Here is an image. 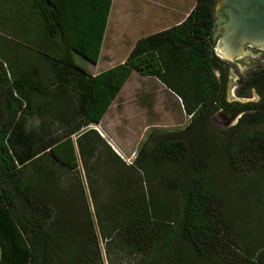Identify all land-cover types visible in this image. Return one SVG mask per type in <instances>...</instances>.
<instances>
[{
  "label": "trees",
  "instance_id": "1",
  "mask_svg": "<svg viewBox=\"0 0 264 264\" xmlns=\"http://www.w3.org/2000/svg\"><path fill=\"white\" fill-rule=\"evenodd\" d=\"M31 1L27 10L40 14L34 19L37 30H12L10 16H0V30L37 45L54 62L77 68L74 79L61 81L78 90V128L101 122L134 70L158 78L192 119L183 130L150 133L132 164L96 128L83 130L75 140L71 133L45 140L24 127L22 116L41 115L43 108L25 104L20 93L51 92L36 77L13 81L0 59V264H93V255L102 264L81 181L87 210L82 227L60 223L56 204L46 194L50 190L42 188L45 180L56 181L80 166L108 252L120 245L140 254L142 264H264V238L245 245L236 238L237 218L264 219V130L253 129L263 117L251 114L221 134L210 128L219 107L220 80L211 51L218 0H196L181 22L139 38L125 62L95 75L76 64L75 54L98 61L112 0ZM6 8L9 0H0V13ZM254 77L264 79V74ZM58 87L57 99L61 93L70 102L67 85ZM103 154L142 172L145 186L139 174L130 190L118 189L117 196L99 204L92 171ZM237 200L244 204L242 214Z\"/></svg>",
  "mask_w": 264,
  "mask_h": 264
},
{
  "label": "rangeland",
  "instance_id": "2",
  "mask_svg": "<svg viewBox=\"0 0 264 264\" xmlns=\"http://www.w3.org/2000/svg\"><path fill=\"white\" fill-rule=\"evenodd\" d=\"M148 4V30L142 32H134V37L141 38L144 35H149L157 32V29H151L154 24L151 23L150 13L156 10L153 4L154 0H145ZM169 4L170 7L176 1L163 0ZM194 0H186V8L192 7ZM188 2V3H187ZM171 9L164 10V21L162 27L172 25L177 20V13L170 11ZM157 25V24H156ZM154 26L156 28H162ZM116 17H114L111 26L108 29L107 38L113 41L115 56H107L110 54L112 43H109L107 48L100 52L99 59L93 63L79 55L75 54L76 64L81 68L92 72L103 71L107 67H113L126 61L128 56H125L129 51V41H132V36L124 35V31L117 30ZM119 31V32H118ZM119 34V40L115 39V33ZM136 38V39H137ZM14 39L22 41V39L12 37L11 39L0 30V59L5 63V67L10 71L12 80L15 81L17 76L13 74V63L9 60L14 52H18L21 47L13 45ZM19 44L18 41L15 42ZM27 43V42H26ZM3 45L2 49L1 46ZM127 45V46H125ZM135 46V45H134ZM133 49V48H132ZM36 50L39 54L33 52L36 56L35 59V80L40 84L47 85L49 94H39L32 91L24 90L20 95L23 102L31 104V106H39L42 109L41 115L39 114H23L24 127L27 130H36L41 133L45 140L62 138L71 133L72 138L75 140L77 135L87 128H96L102 136L110 144L117 155L122 158L127 164H132L138 150L146 141L150 133L153 131H179L187 127L192 117L189 115L181 102V99L164 85L158 78L139 73L134 70L126 81L120 93L110 105L107 112L104 114L101 122L98 124H90L88 126H81L78 128L82 121V117L75 113L76 105H78V90L75 88L74 83H66L61 80L68 78L74 79L77 73V68L66 67L63 63L54 62L51 54L46 53L36 45ZM132 51V50H131ZM130 54V53H129ZM128 54V55H129ZM31 55V54H30ZM256 55L251 54V58ZM9 58V59H8ZM260 60L259 56H256ZM254 59V58H253ZM123 60V61H121ZM9 64H11L9 66ZM234 75L241 76L245 73L242 72L240 67H234ZM58 73L60 75H58ZM31 74H29L30 76ZM28 76V78H29ZM63 79H60L62 78ZM16 78V79H15ZM32 78V76H31ZM66 78V79H65ZM67 85L68 97L70 102H65L63 94L57 93L60 85ZM69 106V107H68ZM61 110L60 115L56 114L55 110ZM220 120V119H219ZM233 126H226L220 124L219 121H211L210 128L213 132L221 134L224 130H228ZM253 129L264 130V124H258ZM176 169V168H175ZM175 171H179L176 169ZM93 185L96 190V198L99 204H104L108 200L117 196L118 189L130 190L133 187L134 179L136 176L142 177V184L145 186L144 174L142 172H133L125 169L121 163L112 155L103 154L97 164V168L92 171ZM83 186L85 193V204L87 210L94 222L98 238L100 242V253L102 264H142V256L140 254H131L124 250L120 245H112L110 252L105 248V243L99 233V226L97 223V216L95 213V200L89 191L84 169L80 166L77 172H66L60 179L48 182L45 180L42 188H47L46 194L48 198L56 204L55 210L57 219L60 223L66 224L67 227L84 226L87 222V210L84 201L81 197L79 182ZM230 185V184H229ZM231 186V185H230ZM237 213L242 214L245 207L242 201L235 202ZM237 230L240 231L236 234V238L241 244H257L264 238V219L249 217L246 220L239 219ZM86 249L94 253L92 244H87ZM239 254L241 252L239 251ZM238 255V254H237ZM93 264H99L98 259L93 255ZM97 259V260H96ZM154 264H165L162 260Z\"/></svg>",
  "mask_w": 264,
  "mask_h": 264
},
{
  "label": "crops",
  "instance_id": "3",
  "mask_svg": "<svg viewBox=\"0 0 264 264\" xmlns=\"http://www.w3.org/2000/svg\"><path fill=\"white\" fill-rule=\"evenodd\" d=\"M172 6L170 7L169 4L171 3H165L163 0H154L153 4L155 5V12L150 13L151 18L150 21L153 25L151 29H157L158 31H161L163 29H166L172 25L178 24L181 22L188 14L189 12L194 8L196 4V0L193 1L192 7L186 8V0H174ZM188 1V0H187ZM31 0H9L10 8H6L3 12L0 13V16H10V28L12 30H16L19 32L22 31H34L37 30V22L34 21L35 17L39 18L40 14L39 13H32L27 10V8L32 5ZM188 3V2H187ZM147 6L148 4L146 3L145 0H112L111 4V9L107 21V27L105 30L104 34V39L102 43V50L104 48H107L109 46V43H112V47L110 50V54L107 56V60L110 59V56L116 55L115 50L113 47V41L109 40L107 38L108 34V29L111 26V23L116 17V24H117V30H122L124 31V35L132 36L133 40L129 41V51L125 56H128V54L131 52L132 48L136 44L137 40L140 38L134 37V32H142L145 30H148V22H149V14H147ZM169 10L174 11L177 13V20L175 21L174 24L168 25L167 27H162L164 17H163V12L164 10ZM7 23V22H6ZM159 25L162 28H156L154 26ZM158 26V27H159ZM119 30V31H120ZM118 31V32H119ZM157 31V32H158ZM115 39L119 40V34L116 32L115 33ZM148 35V34H147ZM144 35V36H147ZM143 37V36H142ZM137 38V39H136ZM18 41L19 44H16L15 42ZM14 46L21 47L18 52H14L12 57L9 59L11 63H13V66L15 68L13 69L14 75L17 76V78H28L29 74H31L29 77H35L33 74L35 73V59L36 56H34L32 53L37 52L36 47L31 44V43H26L19 41L17 39H14ZM125 45V46H127ZM3 45L1 46L2 49ZM31 54V55H30ZM123 61V60H121ZM111 68L107 67L106 69ZM101 71L98 72H91L93 75L98 74Z\"/></svg>",
  "mask_w": 264,
  "mask_h": 264
},
{
  "label": "water",
  "instance_id": "4",
  "mask_svg": "<svg viewBox=\"0 0 264 264\" xmlns=\"http://www.w3.org/2000/svg\"><path fill=\"white\" fill-rule=\"evenodd\" d=\"M248 45L264 50V0H218L212 33L213 58L237 60L244 72L258 61L251 58V54L259 56L247 49ZM229 77L227 91L232 94L238 76L231 70Z\"/></svg>",
  "mask_w": 264,
  "mask_h": 264
},
{
  "label": "flooded vegetation",
  "instance_id": "5",
  "mask_svg": "<svg viewBox=\"0 0 264 264\" xmlns=\"http://www.w3.org/2000/svg\"><path fill=\"white\" fill-rule=\"evenodd\" d=\"M247 49L259 54L260 60L249 65L245 73L237 78L232 94L227 91L230 86L229 75L231 70L237 67V60L225 57H222L221 61L214 59L213 66L220 80V90L217 98L219 107L212 114L211 121L235 126L247 122L249 115L253 114V118L262 116L263 119L258 124H264V79L254 77L260 72L264 74V50L251 45H248ZM253 58L257 59L256 56Z\"/></svg>",
  "mask_w": 264,
  "mask_h": 264
}]
</instances>
